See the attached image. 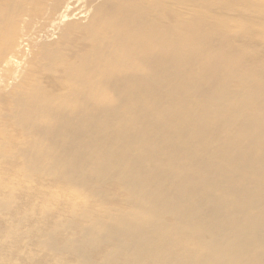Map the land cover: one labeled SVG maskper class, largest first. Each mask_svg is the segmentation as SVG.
I'll return each mask as SVG.
<instances>
[{
    "label": "bare ground",
    "instance_id": "obj_1",
    "mask_svg": "<svg viewBox=\"0 0 264 264\" xmlns=\"http://www.w3.org/2000/svg\"><path fill=\"white\" fill-rule=\"evenodd\" d=\"M0 134L56 263L264 264V0H0Z\"/></svg>",
    "mask_w": 264,
    "mask_h": 264
},
{
    "label": "rangeland",
    "instance_id": "obj_2",
    "mask_svg": "<svg viewBox=\"0 0 264 264\" xmlns=\"http://www.w3.org/2000/svg\"><path fill=\"white\" fill-rule=\"evenodd\" d=\"M3 149L6 150L5 148ZM8 162L7 159L0 157V196L11 191L15 199L10 207L11 212H9L8 215L0 213V238H3V241L0 242V264H59L54 261L55 259L57 260V254L51 253L47 247L39 245L38 239L43 237L39 231L38 233L33 234L24 232L16 233L14 235L13 233L22 230L19 229L21 226L17 223V215L19 213L21 214L26 209H28L27 218L30 222L41 217L39 213L44 212L42 207L50 206L51 209H53L54 206L57 205L53 210L60 206V208L65 211L66 209L63 207L64 205L55 203V201H60L68 197V192L66 190L63 193H60L59 190H57L61 186L60 183H56L50 178L39 175L37 172L36 174H33V178L30 179L32 184L25 185L24 182L27 180L22 178L23 173L17 166L20 162L16 164L17 171L14 173L9 172L11 173L9 175L8 173L2 172L4 169H7ZM37 175L40 177H36ZM19 181L22 184L24 193H20L21 188L14 186V184ZM52 186L54 192L50 194L49 189H52ZM20 197L21 199H19ZM112 201L111 203L114 205V202ZM29 211L31 213H29ZM30 216L31 219L29 218ZM10 229H13L12 235L8 234ZM29 237L32 238V240L27 243L26 239ZM27 255L31 257L32 261L25 258Z\"/></svg>",
    "mask_w": 264,
    "mask_h": 264
}]
</instances>
